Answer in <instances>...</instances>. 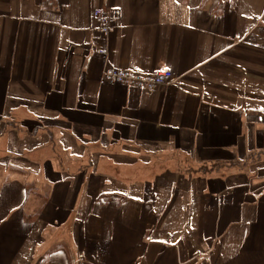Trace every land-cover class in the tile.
I'll list each match as a JSON object with an SVG mask.
<instances>
[{
  "label": "crops",
  "instance_id": "obj_1",
  "mask_svg": "<svg viewBox=\"0 0 264 264\" xmlns=\"http://www.w3.org/2000/svg\"><path fill=\"white\" fill-rule=\"evenodd\" d=\"M263 150L264 0H0V264H264Z\"/></svg>",
  "mask_w": 264,
  "mask_h": 264
},
{
  "label": "built area",
  "instance_id": "obj_2",
  "mask_svg": "<svg viewBox=\"0 0 264 264\" xmlns=\"http://www.w3.org/2000/svg\"><path fill=\"white\" fill-rule=\"evenodd\" d=\"M119 15V10H114L112 15H108L103 9L95 11V17L100 23V30L103 34H107L112 29L111 24L117 22ZM171 77V72L166 69L148 75H143L134 70L114 67L108 68L105 72V78L110 82L134 86L143 92L152 91L167 85Z\"/></svg>",
  "mask_w": 264,
  "mask_h": 264
},
{
  "label": "rangeland",
  "instance_id": "obj_3",
  "mask_svg": "<svg viewBox=\"0 0 264 264\" xmlns=\"http://www.w3.org/2000/svg\"><path fill=\"white\" fill-rule=\"evenodd\" d=\"M258 173H259V172H258ZM260 173H261V172H260ZM260 173H259V174H260ZM33 205H35V198H34V197H30V198H29V206L32 207Z\"/></svg>",
  "mask_w": 264,
  "mask_h": 264
},
{
  "label": "trees",
  "instance_id": "obj_4",
  "mask_svg": "<svg viewBox=\"0 0 264 264\" xmlns=\"http://www.w3.org/2000/svg\"><path fill=\"white\" fill-rule=\"evenodd\" d=\"M264 153V150L263 152L260 151V154L259 155H254L255 158H253V160L256 162V161H259L261 159V154ZM254 156H251V157H254Z\"/></svg>",
  "mask_w": 264,
  "mask_h": 264
}]
</instances>
